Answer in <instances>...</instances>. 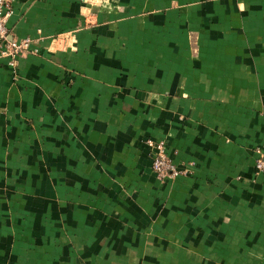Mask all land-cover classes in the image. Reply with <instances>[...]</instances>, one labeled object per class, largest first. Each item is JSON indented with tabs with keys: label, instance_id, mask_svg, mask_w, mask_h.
I'll return each instance as SVG.
<instances>
[{
	"label": "crops",
	"instance_id": "0c3cea01",
	"mask_svg": "<svg viewBox=\"0 0 264 264\" xmlns=\"http://www.w3.org/2000/svg\"><path fill=\"white\" fill-rule=\"evenodd\" d=\"M12 8L35 51L0 59V264H264V0Z\"/></svg>",
	"mask_w": 264,
	"mask_h": 264
},
{
	"label": "built area",
	"instance_id": "2783aa9c",
	"mask_svg": "<svg viewBox=\"0 0 264 264\" xmlns=\"http://www.w3.org/2000/svg\"><path fill=\"white\" fill-rule=\"evenodd\" d=\"M12 0H0V59L15 68L17 59L31 50V40L29 37L14 39L8 37L6 20L12 14ZM145 143L151 148V169L158 178L164 179L175 177L186 173V170L178 169L166 151L164 141H153L147 139ZM256 154L255 168L259 172H264V143L254 148Z\"/></svg>",
	"mask_w": 264,
	"mask_h": 264
}]
</instances>
